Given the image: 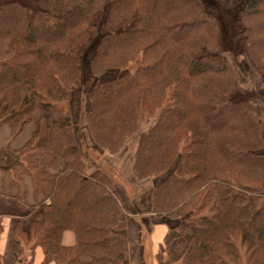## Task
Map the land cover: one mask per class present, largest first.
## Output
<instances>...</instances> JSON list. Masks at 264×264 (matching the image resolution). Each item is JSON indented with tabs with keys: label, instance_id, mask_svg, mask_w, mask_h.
I'll return each mask as SVG.
<instances>
[{
	"label": "trees",
	"instance_id": "obj_1",
	"mask_svg": "<svg viewBox=\"0 0 264 264\" xmlns=\"http://www.w3.org/2000/svg\"><path fill=\"white\" fill-rule=\"evenodd\" d=\"M214 1L235 13L236 70L203 0L0 3V129L13 140L35 125L5 157V194L42 212L15 230L41 264H131L130 199L88 150L130 156L134 178L151 182L129 207L146 197L151 217L176 223L158 264H264V123L243 91L248 67L264 94V0ZM111 71L124 73L88 90L79 124L75 89Z\"/></svg>",
	"mask_w": 264,
	"mask_h": 264
},
{
	"label": "rangeland",
	"instance_id": "obj_2",
	"mask_svg": "<svg viewBox=\"0 0 264 264\" xmlns=\"http://www.w3.org/2000/svg\"><path fill=\"white\" fill-rule=\"evenodd\" d=\"M10 1L19 2L33 8H36L37 6V0H0V3ZM203 1L206 5L207 10L211 14H213L219 21L226 54L228 56V59L230 60L232 67L236 70V68L239 67L243 62L242 58L244 57V55L241 44L234 38L233 20L235 13L233 11L223 9L214 0ZM93 50L94 46L92 45L89 49L86 50L83 56L81 73L83 79L89 72V58L92 55ZM131 69L133 68L131 67ZM123 73L124 71H111L107 75H104L102 77L90 78L89 81H87L88 85L82 86L81 84L75 89L69 109L72 111L75 120L78 121L79 124L83 123L85 115L83 102L86 99V96H88V90L93 86L109 82ZM245 75L246 83L243 85V91H246L247 93L253 91L254 94L251 93V100H253L252 104L257 110L258 117L264 123V94H262L261 92L262 88H259L261 86L262 80L259 75L255 74L251 69H248V67ZM79 102L82 105L81 109L78 105ZM153 121L154 120L151 119L148 124H144L145 128L152 125ZM134 144L135 140L133 139V141L130 142V145H127L126 151L130 152ZM86 153L90 155L92 161H95L94 164L96 166H100L109 174V177L113 179L115 183L121 185L124 188V191L128 197L127 199H130L128 200V203L126 202L127 204L131 205V201L138 198L141 191L145 188L146 191H148L151 182H139V180H136L134 178L133 173L131 172L130 156L127 155L126 158L124 157L125 159L121 158L117 160L115 157H110L109 155L98 156L90 150H88ZM5 163L6 161H3V164ZM62 167L63 162L59 159L58 164L53 169V172H57ZM142 201H144V205L147 206L148 198L145 197ZM129 205H126L127 208L125 209V218L127 221V233L129 232L128 236L131 235L128 240L130 243V255L131 253L133 254L134 252H137L136 248H138L139 246H144L143 260L141 264H158L155 260L156 253H161L160 259L165 262L167 260V254L166 252L161 251L163 249L162 246H156V253L154 254V257L153 254H151L150 232H152L156 228V226H163L168 231L169 229L174 227L176 223L165 222V219H158L151 216L148 217V213H145L147 212L146 207L143 205H141L140 207L132 206V208H130ZM40 218H42L41 212L23 220L24 229L28 230L30 223L32 221L39 220ZM130 220H133V222ZM15 225V220L5 219L3 223L4 232L0 239V253L5 259V264H23L24 261L31 258L34 260L38 259L39 261L42 258L41 249L39 247H35L30 250V246L22 249L14 233ZM141 242H143V244Z\"/></svg>",
	"mask_w": 264,
	"mask_h": 264
},
{
	"label": "crops",
	"instance_id": "obj_3",
	"mask_svg": "<svg viewBox=\"0 0 264 264\" xmlns=\"http://www.w3.org/2000/svg\"><path fill=\"white\" fill-rule=\"evenodd\" d=\"M34 129H35L34 124L27 126L26 129L17 138L13 140L11 139V132L9 128L3 127L0 129V239L4 232L3 223L5 219L16 221V225L14 228V233L16 236L15 230L17 226L21 227L22 230L25 232H28L29 230V229L28 230L24 229L23 220L30 218L34 214L36 215L41 212L40 209L36 208V210H34L31 216H26L25 208L23 210V208H21L17 204L15 199L8 196V194L7 195L5 194V185L7 183V180L5 179V173H4L5 164H3V161L6 160L5 157H9L10 150L13 151V150L20 149L26 142H28ZM142 202L144 203V201ZM148 205H149V202L147 201V206ZM147 206L145 205V207ZM145 213H148V211ZM149 216H151V214L148 213V217ZM42 219H43V214H42V218L36 221H32V222H40ZM130 221L133 222V220H130ZM166 232L167 230L163 226H156V228L152 232H150L151 254H153V257H154V254L156 253V246H159V247L162 246ZM129 237H131V235H129ZM74 243H75L74 235L71 232H65L62 236V244L66 247H70V246H73ZM141 243L143 244V242ZM21 247L22 249H24L28 246L24 245ZM143 247L144 246H139L138 248H136L137 252H134L133 254L131 253V255L129 253V261L131 262V264H141L142 263ZM41 253H42V250H41ZM30 260H32L33 264H41L43 260V254H42V258L39 261L38 259L34 260L31 258L29 260L24 261L23 264H26ZM0 264H5V259L1 253H0Z\"/></svg>",
	"mask_w": 264,
	"mask_h": 264
}]
</instances>
